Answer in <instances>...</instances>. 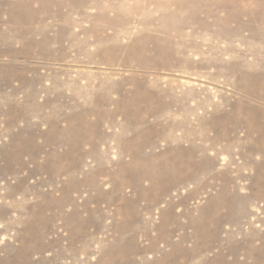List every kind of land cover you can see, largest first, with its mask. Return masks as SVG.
Segmentation results:
<instances>
[{"label": "rangeland", "instance_id": "374dc122", "mask_svg": "<svg viewBox=\"0 0 264 264\" xmlns=\"http://www.w3.org/2000/svg\"><path fill=\"white\" fill-rule=\"evenodd\" d=\"M259 130L264 0H0V264H264Z\"/></svg>", "mask_w": 264, "mask_h": 264}, {"label": "bare ground", "instance_id": "6f19581e", "mask_svg": "<svg viewBox=\"0 0 264 264\" xmlns=\"http://www.w3.org/2000/svg\"><path fill=\"white\" fill-rule=\"evenodd\" d=\"M113 4H115L114 3V1L113 2H111V5H109L110 7L109 8H112V7H114V5ZM182 10V9H181ZM117 13L119 14L118 16V18H121L122 19V21H124V22H122V23H124V27H126L127 28V33L126 34H128L130 37H132L133 35H136L137 37H139V36H148L149 35V33L150 32H154V33H164V34H169V32L170 31H168V30H166V29H164V30H157V31H150V29H148V28H144V29H142V30H138V31H135V28L132 30V28H130V25H129V23H128V20L130 19L129 17H126L123 13H120V11H117ZM172 14V13H171ZM180 14H181V12H180ZM189 14V13H188ZM182 15V14H181ZM190 15V14H189ZM116 20H118V19H116ZM142 21V24H144V25H147V26H149V25H151L152 24V21L150 20V19H145V20H141ZM117 25V24H116ZM113 30V29H112ZM182 33H183V30L182 29H179V31L177 32V35L178 36H180V35H182ZM120 34V33H119ZM180 34V35H179ZM166 35V36H167ZM103 38H104V36L102 37V38H100L99 40H103ZM136 38V37H135ZM81 45V44H80ZM180 53L181 54H185L186 53V51H180ZM187 65V64H186ZM194 65V64H193ZM197 65H199V66H201L202 65V63H197ZM190 67H191V65H190ZM193 67V66H192ZM174 91V89H172V87H169L168 89H166V90H164L163 92L164 93H169V94H172V92ZM198 95H197V93H195V95H194V98H196ZM190 100V98L189 97H187V98H184V99H182L181 101H172V102H170L169 103V106H167L169 109H172V108H174V106L175 107H177V110L178 111H180V110H182V109H186L189 113H191V114H194V115H196L195 113H196V111L199 109V110H202V113H201V115H202V117H198L197 116V118H198V120H200V119H204L206 116H207V114H210V118L212 119V120H221L222 119V117H219V116H217L216 115V113H215V109H216V107H212L213 109L212 110H210V109H208V107H207V101L206 100H204V101H197L196 102V105H189V101ZM235 117V116H234ZM221 118V119H220ZM225 118V117H224ZM224 118L221 120L222 122H220V123H223V124H229V123H227V121H224ZM235 119V118H234ZM226 120V119H225ZM228 120V119H227ZM236 120V119H235ZM211 121V120H210ZM212 122V121H211ZM228 122H229V120H228ZM242 122H244V120L242 119V118H237V124H238V126H240V124L242 123ZM204 123H205V121H204ZM208 123V122H207ZM219 122L217 123L216 122V125L215 126H220L219 124H220ZM246 123V122H245ZM223 124H221L222 125V127L224 126ZM257 124V123H256ZM213 125V126H214ZM190 126V124L188 123V125H187V127H189ZM212 126V125H211ZM205 127H206V124H205ZM225 127V126H224ZM262 127V126H261ZM260 127V129H262ZM216 128V127H215ZM218 129V128H217ZM206 131V130H205ZM225 131H227L226 129H225ZM220 132V131H219ZM228 133V132H227ZM226 133V134H227ZM258 133H260V130L258 131ZM262 134H264L263 132H262ZM170 135V134H169ZM217 135L218 136H216L214 139L216 140V142L218 143V142H220L221 140H227L228 141V138L227 137H225L223 134H218L217 133ZM255 135H257V134H255ZM258 135H261V133L260 134H258ZM186 136V135H185ZM174 139V138H173ZM240 139V138H239ZM180 140H184V138L183 137H180V138H178V141L180 142ZM206 140V139H205ZM174 142V141H173ZM258 144L260 145V147L261 146H263L264 145V135H261L260 136V140H258ZM207 145V144H206ZM176 147V146H175ZM194 149V151H196L195 149H198V148H201V147H193ZM202 148H204V147H202ZM263 148V147H262ZM205 149V148H204ZM194 151H192V152H194ZM193 154V153H192ZM191 154V155H192ZM194 155V154H193ZM192 155V156H193ZM195 159L193 158V161H194ZM191 161H192V159H189V165H192V164H194V162L193 163H191Z\"/></svg>", "mask_w": 264, "mask_h": 264}]
</instances>
